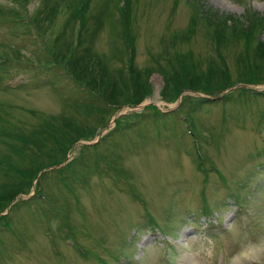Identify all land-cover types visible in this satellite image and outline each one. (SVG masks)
I'll return each mask as SVG.
<instances>
[{
  "label": "rangeland",
  "instance_id": "374dc122",
  "mask_svg": "<svg viewBox=\"0 0 264 264\" xmlns=\"http://www.w3.org/2000/svg\"><path fill=\"white\" fill-rule=\"evenodd\" d=\"M77 1L0 0V129L62 125L49 157L11 153L30 177L0 170V199L16 194L0 209V264H242L264 237V0H130L133 57L116 0H91L80 48L94 64L76 71L109 96L90 66L150 68L111 118L61 68ZM195 69L216 72L208 93L172 98Z\"/></svg>",
  "mask_w": 264,
  "mask_h": 264
},
{
  "label": "trees",
  "instance_id": "16d2710c",
  "mask_svg": "<svg viewBox=\"0 0 264 264\" xmlns=\"http://www.w3.org/2000/svg\"><path fill=\"white\" fill-rule=\"evenodd\" d=\"M90 2H91V0H78L76 2V4L73 6L74 10H73L72 15H71L72 19H70V20H72V22H71L72 30L74 29L75 32H74V36L72 35V37H71L72 40L70 39V42L67 45L69 48V52H70L67 55V57H68L67 63H68L69 68H70L69 71L67 68L62 67L61 65L56 63L55 62L56 60H54L52 58L50 53L48 54L50 59L47 61V63H49V64L52 63L51 65L58 64L59 66H61L62 69H64V71L66 73H68L70 75V77L73 80H75L74 81L75 83H77L78 85L79 84L82 85L83 89L93 91V93H94L93 96L94 97L97 96L96 99H94L95 101H101L104 104L113 105V107L110 108L111 114H110L109 118H111V116L114 115L116 110H118V108H120L124 103H130V102L133 103L142 97V95H136L135 90L133 93L132 84H133V82H134V84H136V81H138V80L141 81V74L143 75L144 71L147 72V77H148V72L150 71V68H144L143 71H140L141 69L136 70L133 66L131 67V63H130L129 65H127L125 70H123V69L120 70L118 72V75L116 74L114 76V78H112L106 74V71H103V68H101L99 63L95 67L90 66L91 72L94 71V73L96 75L101 72L100 74L101 75L103 74V76L106 77V78H104L102 76L103 78L101 79V84L105 85V80L107 81L106 86H107V88L110 89V95L109 96H107L104 89H102V90H100L99 88L97 89L98 91H101V93L95 89L96 87L93 83V82H97L95 80V79H97L95 75H94L95 78L92 76H89V78L87 79V77L84 73H82V72L80 73V72H78V70L76 71L77 64L82 65L84 70L87 69L86 71H89L88 70V67H89L88 64L90 62H91V64H94V61L91 59V55L87 56L89 59H86L85 62H84V60H81V58H83L84 55H86L87 51L86 50L83 51L82 48H80L81 47L80 46L81 45V31H82L84 23L86 21V14L85 13L87 11V8L90 5ZM129 5H130V0H116L113 7L118 12L117 18L120 20L119 25L121 27L122 36H123L122 37L123 42H121V43H122V45H126L125 46L126 49L127 50L129 49L128 51L130 53V56H132L131 52H132L133 47H134V41L132 39L131 34H129V23H130V16H129L130 6ZM201 13H202V11H201ZM112 16H113V22L116 23V21H114V14ZM214 16H217L221 20H225V18H227V17L224 18V16H221V14H219V13H215ZM192 18H194V16H192ZM100 22L101 21L98 22L99 26H100ZM67 24H68V21H67ZM194 24H195L194 21L190 20V23L188 24L189 31L193 29ZM186 34H187V32L185 33V35ZM72 41H74V42H72ZM215 47H216V40H215ZM263 48H264V46H263ZM262 51L264 52V49H262ZM63 53L61 55L66 56L67 52L64 54ZM262 60L264 61V59H262ZM71 64H73V66L75 67L74 69L70 66ZM255 70L257 71L258 68H256ZM127 71H128V75H126ZM130 72H131V74H130ZM214 73L216 75V72H214L213 70H207L206 72H204V71H200V70L197 71L195 69L192 74L190 73L187 75V78L185 79L184 83H181L178 87H174L175 93H174L172 98H174L176 95H178L180 92H182L186 89H190L193 92L200 91V92L208 93V91L206 89L208 81L204 80V79L205 78L206 79L213 78ZM100 74H98V75L100 76ZM250 75H244V77H246V79H241L239 81L247 82L249 80H252L253 77L252 78L249 77ZM83 79H86V80H83ZM122 80H124L125 89L122 85V82H123ZM227 81H228L227 82L228 84H223V85L217 86L218 90L224 89L227 85H229L230 84L229 78L227 79ZM118 83L120 84V87L117 86ZM103 85H102V88L104 87ZM129 86H130V89H129ZM124 90H126V98H123L120 100L119 99L120 95H118L117 93L122 95ZM135 97H137V99L135 101L132 100ZM203 101L206 102L209 100L205 98V99H203ZM78 105L81 106V104H78ZM86 109H87V111L93 110V108L90 106H88ZM96 109L99 110V107H96ZM61 123L65 124V121H62ZM61 128H62V125L57 121V119H54L53 117H49L48 121L44 120L42 123H39L38 129L33 130V131L31 130L28 132H24V131L14 132L13 130L10 131L8 129L7 130L6 129H3V130L0 129V144L4 145L7 148L6 153L1 155V157H0V170L2 171V173L5 175L8 173L7 172L8 170L12 169V168H9V169L6 168V167H9V165L11 163V166L16 167V169L18 171H21L20 173L17 172V174L19 176H21L19 179L24 178L25 176L30 177L31 174L29 172H31V171L27 167H22V166L16 165L17 163H13V161L10 160L11 153L13 154V151L16 152L17 154H18V152L24 153L26 149L27 150L30 149L29 151L32 152L31 147H35L36 150L33 151L32 156H34L35 158H38V159L40 158L39 156L49 157L51 153L42 151L40 147L47 146L46 142L48 140L52 141L54 139V140L58 141V138H57V136L54 135V132L56 130L61 129ZM45 136H47V137H45ZM18 142H20V145H18L19 144ZM58 144H61V142ZM28 145H30V146H28ZM38 159L37 160L35 159V161H39ZM40 166H38V168L43 169V168L50 166V164L47 163L41 167ZM64 167L65 166H60V167H58L57 170L58 171L63 170ZM38 168H37V170H39ZM22 181H24V179H22L20 182H22ZM29 182H30V180H29ZM26 185H29L28 179H27ZM15 195L16 194H14L13 192H9V194H6L3 198H1L0 199V209H3L4 207H6L8 202L11 201V199H13L15 197ZM34 195H35V193L33 195H31L29 198L33 197ZM29 198H27V199H29ZM147 223L153 224L154 219L152 217H149L147 220Z\"/></svg>",
  "mask_w": 264,
  "mask_h": 264
},
{
  "label": "clouds",
  "instance_id": "9594fccd",
  "mask_svg": "<svg viewBox=\"0 0 264 264\" xmlns=\"http://www.w3.org/2000/svg\"><path fill=\"white\" fill-rule=\"evenodd\" d=\"M252 247L255 251L251 255L244 251L237 253L243 258L242 264H264V237L255 241Z\"/></svg>",
  "mask_w": 264,
  "mask_h": 264
},
{
  "label": "bare ground",
  "instance_id": "6f19581e",
  "mask_svg": "<svg viewBox=\"0 0 264 264\" xmlns=\"http://www.w3.org/2000/svg\"><path fill=\"white\" fill-rule=\"evenodd\" d=\"M191 263H192V262H191ZM191 263H190V264H191Z\"/></svg>",
  "mask_w": 264,
  "mask_h": 264
}]
</instances>
